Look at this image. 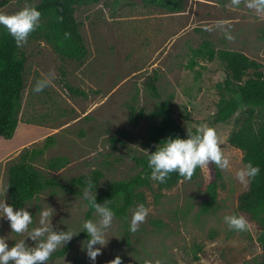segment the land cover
<instances>
[{
    "label": "rangeland",
    "instance_id": "1",
    "mask_svg": "<svg viewBox=\"0 0 264 264\" xmlns=\"http://www.w3.org/2000/svg\"><path fill=\"white\" fill-rule=\"evenodd\" d=\"M39 1L0 0V12L11 14L26 3ZM75 18L86 48L83 60L61 56L41 36L18 47L26 60L25 90L13 138H0V200L9 204L6 167L24 149H42L47 137L52 141L31 164L62 186L100 172L98 185L90 190L96 195L111 182L136 175L139 168L132 156L148 150V127L160 119L153 112L162 102L170 105L172 117L185 133L202 123L215 128L230 168L220 170L217 198L207 212H202L207 202L203 171L195 180H181L168 189H159L158 181L152 179L150 188L140 190L149 210L145 221L133 233L130 210L126 218L114 216L106 230L109 242L95 262L82 250V242L88 239L87 233L81 235L87 210L85 190L70 193L56 187L38 193L20 207L32 214L29 231L40 226V212L51 207L54 228L76 235L66 244L67 252L53 256L66 245L58 247L47 264H75L76 260L107 264L116 255L123 264H144L145 260L153 264L157 260L160 264H261V231L237 206L239 195L247 189V184L236 178L244 166L242 153L228 144L248 114L240 103L231 119L212 122L219 100L216 86L224 74L217 61L192 58L190 50L208 41L215 50L246 55L260 63L264 73V10L249 8L247 0L238 4L232 0H185L179 13L147 5L145 0H100L78 8ZM152 78L157 97L148 87ZM42 80L50 83L35 91ZM69 89L83 95H73ZM261 116L255 113L253 122ZM56 159L60 166L49 169ZM233 214L246 219L245 230L231 229L225 223L224 217ZM98 219L94 213L92 220ZM0 237L9 247L20 240L33 243L27 233L11 231L2 214Z\"/></svg>",
    "mask_w": 264,
    "mask_h": 264
},
{
    "label": "trees",
    "instance_id": "2",
    "mask_svg": "<svg viewBox=\"0 0 264 264\" xmlns=\"http://www.w3.org/2000/svg\"><path fill=\"white\" fill-rule=\"evenodd\" d=\"M100 0H40L32 5L41 13L39 27L30 33L28 39L36 36L43 37L51 43L56 51L63 57L73 60H83L86 48L79 32V23L75 12L78 8L98 3ZM150 6L161 8L169 13H179L185 8V0H145ZM67 34V35H66ZM264 34V32H263ZM191 57L206 59L208 62L217 61L224 74L223 80L217 84L216 89L219 100L212 114L214 124L224 123L231 119L238 111L240 103L246 108L247 118L241 127L228 139V144L241 151L244 165L251 162L258 166L259 174L250 179L247 189L238 197V210L250 217L259 227L260 241L264 250V73L262 65L249 59L246 55L226 49H213L210 42L203 41L200 47L190 50ZM25 57L18 52L13 37L3 25H0V138L10 140L13 138L19 124V113L22 107V96L25 90L24 69ZM190 68H193L194 61ZM155 78L148 83V87L155 97L158 96L153 84ZM73 94H80L77 90L69 89ZM80 95H83L81 92ZM262 113L253 122L255 113ZM172 110L168 103L162 102L156 106L154 116L160 119L148 127V151L156 150V145L168 138H186V133L172 117ZM187 119V118H186ZM256 125V126H255ZM195 128L191 132L195 133ZM52 141L47 137L44 147L40 150L24 149L5 170V189L9 205L15 208L22 207L31 201L35 195L47 189L65 188L70 193H77L79 189L85 190L87 181L92 182L93 190L99 183L102 175L93 172L72 179L69 186H62L53 178L43 176L33 167L31 161L43 154L44 149ZM134 165L139 172L128 178L111 182L101 193L96 194L97 203L107 204L114 216L126 218L129 210L136 204H144L145 198L140 191L151 186V169L148 167L147 155L132 156ZM60 166V160L51 161L49 169ZM203 171L206 181L207 202L202 212H207L217 198L218 183L222 178L220 169L214 164L205 168L197 167L191 179L181 177L178 172H172L164 183L158 181L159 189H168L181 180H195ZM87 206L85 220H92L95 210L88 199H84ZM84 231V229H83ZM83 236L86 232H82ZM68 245L53 253L61 257L68 249ZM75 264H83L76 260ZM264 264V254L261 260Z\"/></svg>",
    "mask_w": 264,
    "mask_h": 264
},
{
    "label": "clouds",
    "instance_id": "3",
    "mask_svg": "<svg viewBox=\"0 0 264 264\" xmlns=\"http://www.w3.org/2000/svg\"><path fill=\"white\" fill-rule=\"evenodd\" d=\"M233 4L240 0H232ZM249 8L264 10V0H247ZM41 13L36 7L25 4L19 11L8 14L0 12V25H3L13 37L17 47H23L27 43L30 33L39 27ZM67 35V34H66ZM231 37H229L230 39ZM50 81L37 82L35 91H41ZM148 157V167L151 169V179L164 183L172 172H178L181 177L191 179L195 169L214 164L221 171L230 168V160L221 148V140L215 130L207 123L197 126L195 133L187 130L186 138L169 136L156 145V150L149 152L144 150ZM259 167L251 162L244 165L236 172V178L242 184H247L251 178L259 174ZM88 187L84 196L89 200L95 210L98 220H85L82 227L87 233L88 239L82 242V250L86 252L93 262L102 254V248L106 247V230L112 225L114 213L107 204L97 203L96 195H92L90 189L92 182L87 181ZM8 189V188H7ZM5 189V192H7ZM130 231L135 233L139 225L143 223L149 210L144 204H137L131 210ZM0 214L9 221L11 231L23 235L28 234V239L33 243L28 245L25 240H20L9 247L4 237H0V264H47L51 254L61 246H65L74 236L71 231L56 230L52 224L53 208H45L39 214V227L29 231L32 224V214L25 208L14 209L6 202L0 200ZM225 223L231 229L243 231L247 228V221L243 216L227 215ZM99 245L100 247H96ZM107 264H123L120 255ZM144 264H153L151 260H145ZM160 264V261H155Z\"/></svg>",
    "mask_w": 264,
    "mask_h": 264
},
{
    "label": "crops",
    "instance_id": "4",
    "mask_svg": "<svg viewBox=\"0 0 264 264\" xmlns=\"http://www.w3.org/2000/svg\"><path fill=\"white\" fill-rule=\"evenodd\" d=\"M16 132V131H15Z\"/></svg>",
    "mask_w": 264,
    "mask_h": 264
}]
</instances>
